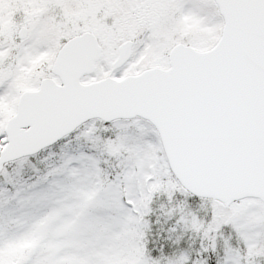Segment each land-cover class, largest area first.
Listing matches in <instances>:
<instances>
[{"label":"snow or ice","instance_id":"snow-or-ice-1","mask_svg":"<svg viewBox=\"0 0 264 264\" xmlns=\"http://www.w3.org/2000/svg\"><path fill=\"white\" fill-rule=\"evenodd\" d=\"M10 261L264 264V0H0Z\"/></svg>","mask_w":264,"mask_h":264},{"label":"rangeland","instance_id":"rangeland-1","mask_svg":"<svg viewBox=\"0 0 264 264\" xmlns=\"http://www.w3.org/2000/svg\"><path fill=\"white\" fill-rule=\"evenodd\" d=\"M36 11H39V10H36ZM196 30L197 29H196V26L194 24L185 25V34H187V32H189V31H196ZM204 50H206V49H200V51H204ZM21 87H23V85H21ZM2 108L4 111L11 112V109L8 108L7 104L3 105ZM32 243H33L32 241H25L23 243L17 244L16 246L9 248L7 250L6 254L8 256L16 255L23 248L30 247ZM9 264H12V262L10 261Z\"/></svg>","mask_w":264,"mask_h":264},{"label":"water","instance_id":"water-1","mask_svg":"<svg viewBox=\"0 0 264 264\" xmlns=\"http://www.w3.org/2000/svg\"><path fill=\"white\" fill-rule=\"evenodd\" d=\"M204 51H206V50H204Z\"/></svg>","mask_w":264,"mask_h":264}]
</instances>
